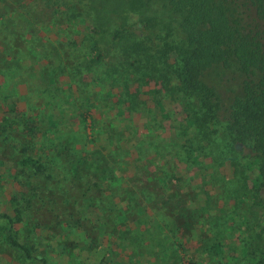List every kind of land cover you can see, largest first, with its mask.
<instances>
[{
    "label": "rangeland",
    "instance_id": "1",
    "mask_svg": "<svg viewBox=\"0 0 264 264\" xmlns=\"http://www.w3.org/2000/svg\"><path fill=\"white\" fill-rule=\"evenodd\" d=\"M25 1L0 0V213L13 216L18 238L45 255L46 264H264L253 152L227 130L241 77L221 66L205 73L221 102L216 118L200 124L197 99L179 89L173 55L167 90L160 77L139 80L133 66L128 76L117 74L109 58L82 74L73 67L88 56L91 39L107 48L116 29L136 26L140 16L131 8L147 9L138 33V27H176L169 0H95V11L84 8L78 16L77 0H63L34 20L25 19ZM132 40L122 32L116 49ZM146 41L151 52L157 49L159 42ZM11 118L17 124L10 139L1 127ZM47 124L66 130L76 158L105 178L94 205L81 180L74 189L68 181L59 185L78 222L55 220L52 228L51 215H39L40 227L38 215L23 210L30 186L17 165L25 146L33 154L47 147ZM259 192L264 198V188ZM34 263L5 244L0 220V264Z\"/></svg>",
    "mask_w": 264,
    "mask_h": 264
},
{
    "label": "trees",
    "instance_id": "2",
    "mask_svg": "<svg viewBox=\"0 0 264 264\" xmlns=\"http://www.w3.org/2000/svg\"><path fill=\"white\" fill-rule=\"evenodd\" d=\"M62 1L28 0L24 2L22 12L28 17L25 19L34 20L43 15L48 6L61 4ZM94 1L77 0L81 11L75 15H81L84 8L90 13L95 11ZM169 2L178 16L176 27L171 25L165 29L161 26L155 31L147 32L146 29L143 31L140 28L144 26L142 21L145 23L149 19L145 14L147 9H143L142 6L131 8L134 14L140 16L135 26H140L138 27L140 33L133 26L122 25L113 32L112 44L107 45V48L110 47L109 50L101 46L97 40L91 39L88 56L83 61H74L73 67L82 74L109 58L117 74H127L131 70L130 66H133V70L139 74L137 76L139 80L146 76L160 77L162 87L167 90L172 87L170 84L173 76L168 61L169 56L173 55L177 64L176 77L179 89L197 99L200 113L197 118L203 125L216 118L221 102V95L216 86L204 80L205 73L218 66L233 70L241 77L242 95L235 97L230 105L227 130L234 140L248 146L253 152L257 169L254 190L258 194L257 203L264 204V198L259 192L264 188V0H169ZM154 20L163 24L159 15L155 16ZM148 29L151 30L149 27ZM122 32L131 34L133 40L132 44L120 51L116 49V45ZM92 33L98 34V28H92ZM140 36L159 42L157 49L151 52V48L146 46V39L140 41ZM79 83H84L83 78ZM48 85H45L44 91L48 90ZM58 96L59 91H55L51 100ZM16 124V120L11 118L1 127V132L9 130L6 138H10ZM59 127L56 124L52 126L47 124L46 130L51 137L46 144L47 147L33 154L31 148L25 146L22 150L24 154L17 163L19 176L23 177L22 180L28 187L30 186L27 193L21 197L23 205L21 203L19 205H22L26 213L31 210L34 215H38L36 226L40 227L45 226V223L41 222L39 215L41 217L51 215L48 228L58 223L55 220L67 222L68 225L78 222V219L74 218L77 216L76 212L70 213L65 209L66 204L70 203L61 192L62 188L66 187V181L70 183L71 189H74L76 181L81 180L82 189L91 194L89 200L92 205L93 199L97 201L98 197L103 198V190L98 187V183L105 178L88 169L89 161L84 164L76 158L78 154L70 140L71 136ZM42 183L45 184L44 187H41ZM59 185H62V188ZM91 204L86 207L91 208ZM40 206L46 207L42 209ZM72 219L74 222H71ZM0 220L5 244L26 261H35L34 264L48 262L45 255L34 252L32 244L18 238L13 216L1 212Z\"/></svg>",
    "mask_w": 264,
    "mask_h": 264
}]
</instances>
